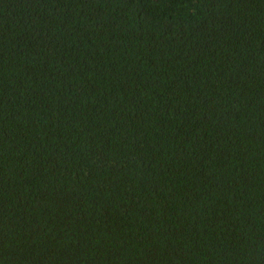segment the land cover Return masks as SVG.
<instances>
[{
  "label": "trees",
  "instance_id": "1",
  "mask_svg": "<svg viewBox=\"0 0 264 264\" xmlns=\"http://www.w3.org/2000/svg\"><path fill=\"white\" fill-rule=\"evenodd\" d=\"M0 264H264V0H0Z\"/></svg>",
  "mask_w": 264,
  "mask_h": 264
}]
</instances>
